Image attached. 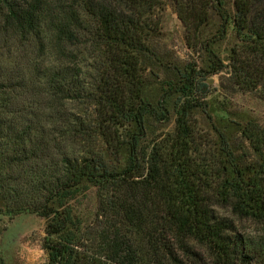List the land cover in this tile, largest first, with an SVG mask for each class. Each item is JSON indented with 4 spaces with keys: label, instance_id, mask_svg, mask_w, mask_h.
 Listing matches in <instances>:
<instances>
[{
    "label": "trees",
    "instance_id": "trees-1",
    "mask_svg": "<svg viewBox=\"0 0 264 264\" xmlns=\"http://www.w3.org/2000/svg\"><path fill=\"white\" fill-rule=\"evenodd\" d=\"M164 1L210 66L185 74L174 133L144 149V57ZM233 6L232 16L224 0H0V191L17 214L46 220L47 264H264V240L238 224H264V128L244 127L259 162L243 168L224 137L203 154L193 116L194 92L208 96L206 78L226 69L202 40L213 13L220 40L236 32L230 79L264 90V0ZM125 148L119 170L108 156L120 163ZM92 188L97 222L84 232L70 202Z\"/></svg>",
    "mask_w": 264,
    "mask_h": 264
},
{
    "label": "rangeland",
    "instance_id": "rangeland-1",
    "mask_svg": "<svg viewBox=\"0 0 264 264\" xmlns=\"http://www.w3.org/2000/svg\"><path fill=\"white\" fill-rule=\"evenodd\" d=\"M225 7L234 15V0H224ZM161 19V30L151 40L153 55L144 57L147 84L144 88V99L153 109V114L145 120L147 138L143 148L161 143L168 134L174 133L176 118L183 103V82L185 74L191 70H209L210 58L202 49L192 50L186 41V29L180 21L172 3L164 1L157 11ZM221 21L217 13H213L207 26L203 28L202 40L208 41L210 50L216 54L226 69L223 73L208 76L209 95L194 92L197 104L194 109L198 132L203 140V154L219 153L221 141L226 138L231 156L228 161L239 167L251 168L258 163L257 154L242 137L244 127L249 123L259 124L264 128V90L243 92L230 79L229 64L232 49L237 44V36L233 25L228 27L227 36L219 39L218 31ZM135 127L121 129L124 137L133 133ZM127 148L121 155V162L113 156L108 160L119 170L126 166ZM207 164V163H204ZM12 201L0 191V260L4 264H47L48 254L43 250L46 238V220L32 212L17 214ZM74 217L81 222L85 232L97 222V191L95 188L80 192L70 202ZM242 232L257 241L264 240V224L246 220L238 223Z\"/></svg>",
    "mask_w": 264,
    "mask_h": 264
}]
</instances>
